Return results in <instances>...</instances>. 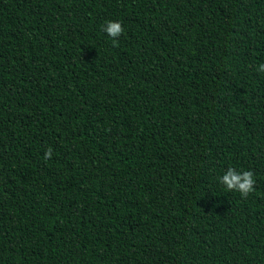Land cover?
<instances>
[{
	"label": "trees",
	"instance_id": "trees-1",
	"mask_svg": "<svg viewBox=\"0 0 264 264\" xmlns=\"http://www.w3.org/2000/svg\"><path fill=\"white\" fill-rule=\"evenodd\" d=\"M261 63L264 0H0V264H264Z\"/></svg>",
	"mask_w": 264,
	"mask_h": 264
},
{
	"label": "clouds",
	"instance_id": "clouds-1",
	"mask_svg": "<svg viewBox=\"0 0 264 264\" xmlns=\"http://www.w3.org/2000/svg\"><path fill=\"white\" fill-rule=\"evenodd\" d=\"M103 30L112 38H118L124 32V28L119 21H108ZM257 71L264 72V63L257 66ZM51 153L52 149L49 148L45 152V157L51 158ZM219 181L229 191L238 192L242 198H247L254 191L256 183L252 171L238 172L232 167L227 169L223 176L219 178Z\"/></svg>",
	"mask_w": 264,
	"mask_h": 264
}]
</instances>
